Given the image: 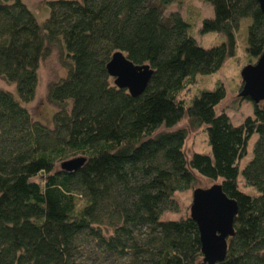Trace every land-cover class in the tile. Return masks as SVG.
<instances>
[{
  "label": "trees",
  "instance_id": "obj_1",
  "mask_svg": "<svg viewBox=\"0 0 264 264\" xmlns=\"http://www.w3.org/2000/svg\"><path fill=\"white\" fill-rule=\"evenodd\" d=\"M184 1L52 0L39 23L23 0H0V80L15 87L0 89V264H206L197 224L162 220L180 211L175 195L194 189L196 174L220 181L239 209L217 264H264V102L236 126L219 112L222 85L183 97L241 51L256 64L264 14L258 0H203L214 17L202 32L224 37L205 49L189 19L166 14ZM53 48L67 75L49 90L51 127L25 105ZM117 52L153 71L138 98L108 74ZM185 121L205 128L210 154H186ZM77 158L86 160L80 170H62Z\"/></svg>",
  "mask_w": 264,
  "mask_h": 264
},
{
  "label": "rangeland",
  "instance_id": "obj_2",
  "mask_svg": "<svg viewBox=\"0 0 264 264\" xmlns=\"http://www.w3.org/2000/svg\"><path fill=\"white\" fill-rule=\"evenodd\" d=\"M52 0H23L29 10L35 15L39 23L45 22L50 16V8L48 3ZM179 12L183 17L189 19L193 26L191 35L197 40L198 44L210 49L220 46L224 42V37L217 33H203L202 21L206 19H213L214 13L211 5L206 4L203 0H185L182 5H173L168 8L166 14ZM251 21L246 20L242 23L239 32L240 42L244 39V35L248 32V27ZM247 59L245 54L241 51L239 56L235 59L229 60L225 67L211 76L200 77L196 86L190 90L183 97L190 99L198 95L202 91H215L222 85L227 96L223 104L219 107V112H225L234 125H241L248 117L253 116V103L248 101H241L239 98V87L243 83L241 79V71L246 67ZM67 69L63 66L60 60V51L58 48H53L50 56L44 60L39 70V84L35 100L25 105L34 120L39 121L47 126H53V117L58 111V108L49 102L48 94L50 87L59 83L66 78ZM0 89L8 92H15V87L8 85L6 82L0 80ZM178 128L188 129V139L185 146V152L189 156L193 153L210 154V146L208 144V136L204 127L199 130H191L187 121L182 122ZM258 139L255 135L249 144L248 153L250 158L253 156L254 145ZM247 160L244 161L243 167ZM196 176V183L194 189L177 193L175 195L176 201L179 203L180 211L178 213L167 212L164 214L163 221H177L182 218L190 217V209L193 202V192L196 189H209L212 186L219 184L207 180L198 174ZM244 192L255 191L254 189H247L242 183Z\"/></svg>",
  "mask_w": 264,
  "mask_h": 264
},
{
  "label": "water",
  "instance_id": "obj_3",
  "mask_svg": "<svg viewBox=\"0 0 264 264\" xmlns=\"http://www.w3.org/2000/svg\"><path fill=\"white\" fill-rule=\"evenodd\" d=\"M258 3L264 14V0H258ZM107 71L115 80V86L127 90L133 98L145 92L153 75L149 66H135L121 52L113 55ZM241 79L243 87L239 98L248 99L255 105L264 102V54L256 64L242 69ZM85 163L84 158H77L64 162L61 168L75 172ZM238 210L237 202L230 199L219 184L193 192L190 218L199 229L204 263L217 264L226 259L229 240L235 235L234 222Z\"/></svg>",
  "mask_w": 264,
  "mask_h": 264
}]
</instances>
